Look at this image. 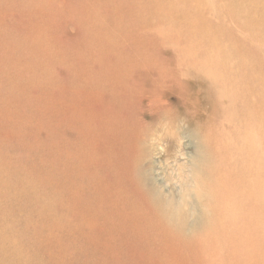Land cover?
<instances>
[{
	"label": "bare ground",
	"instance_id": "1",
	"mask_svg": "<svg viewBox=\"0 0 264 264\" xmlns=\"http://www.w3.org/2000/svg\"><path fill=\"white\" fill-rule=\"evenodd\" d=\"M6 3L14 11L0 23V37L10 39L0 56L18 70L32 124L41 123L62 214L50 223L35 196L40 176L23 188L0 164L2 247L26 264H66L67 221L73 235L101 231L102 249L132 264H208L217 253L219 264H264V62L255 47L264 0H106L75 15L65 0ZM164 16L197 48L175 64L149 41V26ZM62 26L77 34L63 36ZM205 91L214 111L200 114ZM182 120L212 143L172 165L168 184L146 141L151 126ZM160 142L177 149L170 132ZM35 152L22 154L34 171ZM189 199L201 210L191 227ZM155 247L159 258L146 257Z\"/></svg>",
	"mask_w": 264,
	"mask_h": 264
},
{
	"label": "rangeland",
	"instance_id": "2",
	"mask_svg": "<svg viewBox=\"0 0 264 264\" xmlns=\"http://www.w3.org/2000/svg\"><path fill=\"white\" fill-rule=\"evenodd\" d=\"M97 1H103L105 2L103 7L107 6L106 0H65V7L71 11V14L75 15L78 14V10H81V8L91 5L96 6L93 3H97ZM215 2L218 3V0H215ZM11 11H14V8L8 5L6 0H0L1 24L4 15ZM64 27L62 26L60 29ZM66 28L70 32L66 31ZM232 28L237 33H240L237 28L233 26ZM64 29L62 31L63 36L77 34V31L72 30L70 27L66 26ZM149 36V41L161 44L163 50L166 52V59L170 60L173 64L176 63L175 61L184 60L182 56L183 51L190 53H196L197 51L193 42L185 41L183 34L174 31L171 24L166 21L165 16L149 26ZM9 42L10 39L7 36L0 37V47L6 46ZM255 45H259L255 47L260 51L259 55H261V60L264 62V38H262L261 44ZM186 57L189 58L192 55H187ZM11 64L12 62L8 61L6 56H0V164H2L6 174L21 181L23 188L26 187L27 178L35 176L42 178V181L38 183V190L35 196L41 205L47 207L45 210L48 213V219L53 224L62 212L54 204L55 198L50 175L51 166L48 163L47 154L41 150L38 142L37 133L41 129V123L39 121L38 125L32 124L31 117L35 111L28 107L24 97L21 95L22 83L18 70H14ZM193 78L194 76H186L185 82L195 88ZM211 97L209 91H205L197 100V110L200 114H208L209 111H214L212 109L213 102L210 101ZM215 127V125L211 126L213 129ZM32 129H34L33 134H31ZM163 132H170L177 138L179 146L177 145V149L174 150L175 152H172L173 149L171 151L168 149L167 142H160ZM200 133L199 128L183 120L174 125L160 124L151 126L145 146L148 160L150 163H154L158 158V167L164 173L166 181L167 178L170 179L168 184L175 182L173 180L177 174L172 170L174 168L172 165L180 164L189 159L198 150L209 151L212 140L203 135L204 133ZM34 145L36 146L34 157L35 171L31 167L30 156L23 157L22 155L24 151H31ZM166 148L170 153L169 155L164 154ZM185 202H189L187 206L190 207L189 211L191 215L189 221L191 227L199 223L198 218L201 215V210L195 204V199H189ZM23 203H29V200L24 199ZM62 225L63 235L69 238L70 254L67 256L66 264H132L126 253L119 252L115 254V259H112V256L102 249L101 244L104 240V234L101 231L82 237L78 234L73 235L70 233L67 221H63ZM2 238L4 236L0 234V264H26L23 259L19 260L14 255L8 245H5L6 248L2 247ZM159 253L160 251L156 247L145 250V256L150 259L157 260L160 256ZM256 256L262 259L263 252H257ZM219 263L220 255L217 253L208 264ZM27 264L32 263L28 262ZM246 264L260 263L254 258H250L246 261Z\"/></svg>",
	"mask_w": 264,
	"mask_h": 264
}]
</instances>
